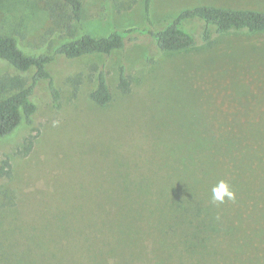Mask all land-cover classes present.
I'll return each mask as SVG.
<instances>
[{
	"label": "rangeland",
	"instance_id": "obj_1",
	"mask_svg": "<svg viewBox=\"0 0 264 264\" xmlns=\"http://www.w3.org/2000/svg\"><path fill=\"white\" fill-rule=\"evenodd\" d=\"M126 1L82 0L83 31L129 39L110 54L55 55L48 70L59 105L38 82L33 123L0 137V168L9 171L0 176V264H264V32H213L206 43L203 23L189 20L182 27L196 43L177 52L161 51L147 32H125L158 29L196 5L264 11V0H151L150 25L143 1ZM47 2L60 0H0V33L29 53L79 36L52 23ZM121 65L126 93L117 88ZM101 67L105 106L89 98ZM32 73L0 59V77L30 82ZM220 180L234 201L212 200Z\"/></svg>",
	"mask_w": 264,
	"mask_h": 264
},
{
	"label": "trees",
	"instance_id": "obj_2",
	"mask_svg": "<svg viewBox=\"0 0 264 264\" xmlns=\"http://www.w3.org/2000/svg\"><path fill=\"white\" fill-rule=\"evenodd\" d=\"M113 1L116 2L118 7H121L122 4H126L124 7L131 5L126 0ZM142 1L144 17L150 25L152 24L149 15L151 0ZM60 3L47 2L45 4V9L52 23L60 29L63 23L64 29L68 32H71L72 27H74L80 29L81 33L77 37L67 39L60 43L52 53H48L47 51L25 52L19 47L14 35L0 33V59L6 61L19 71L33 69L30 82L20 75L6 74L0 77V137L8 135L22 123L26 125L33 123L36 104L32 101L31 96L38 82L47 81L53 104L56 107L59 105V89L55 85L52 75L48 70V65L52 62L55 55H62L65 58H77L92 54H110L115 50L122 49L126 40L129 39V37L124 38L123 33L116 29L107 35L101 36H95L83 31L82 20L84 18V8L82 0H60ZM194 19L203 23L201 39L206 43L210 42L213 32L219 34L236 30H245L250 33L264 32V11L205 4L182 9L171 21L166 22L158 29H155L153 26L147 29L130 27L125 29V32L131 33L137 30L139 32H147L161 51L177 52L189 49L195 45L196 40L193 35L182 27L183 22ZM59 32L61 33V30ZM95 69L93 72L95 87L90 90L89 98L92 102L105 106L111 100L107 74L103 67ZM70 79L74 83L80 82L79 75L72 76ZM117 88L123 93L128 92L130 88L129 79L122 65L118 68ZM34 138V135H28L25 138L22 148L23 155H27L32 149ZM199 138L201 141H196L195 144H199L201 147L195 145V149L202 148L203 146L204 138ZM193 153L196 152L193 151ZM238 162L241 168L245 165L243 159L239 158ZM209 171L202 170L201 173L203 175L212 173V169L209 168ZM8 172V170L2 167L0 168V176ZM201 181L202 179L192 180L190 194H188L191 203L196 201L195 193L198 189L197 186H201L198 185ZM3 199L5 203H11L9 201V194L6 191L3 192ZM248 246L249 243L245 241L237 245L238 248Z\"/></svg>",
	"mask_w": 264,
	"mask_h": 264
},
{
	"label": "clouds",
	"instance_id": "obj_3",
	"mask_svg": "<svg viewBox=\"0 0 264 264\" xmlns=\"http://www.w3.org/2000/svg\"><path fill=\"white\" fill-rule=\"evenodd\" d=\"M226 199L234 201L236 194L227 181L220 180L212 187V200L224 203Z\"/></svg>",
	"mask_w": 264,
	"mask_h": 264
}]
</instances>
